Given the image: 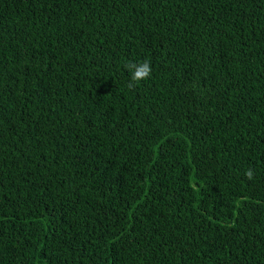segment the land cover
<instances>
[{
    "label": "trees",
    "instance_id": "obj_1",
    "mask_svg": "<svg viewBox=\"0 0 264 264\" xmlns=\"http://www.w3.org/2000/svg\"><path fill=\"white\" fill-rule=\"evenodd\" d=\"M0 264H264V0H0Z\"/></svg>",
    "mask_w": 264,
    "mask_h": 264
},
{
    "label": "clouds",
    "instance_id": "obj_2",
    "mask_svg": "<svg viewBox=\"0 0 264 264\" xmlns=\"http://www.w3.org/2000/svg\"><path fill=\"white\" fill-rule=\"evenodd\" d=\"M129 67L132 70V80L135 82L149 78L152 72L150 62L147 60L139 64H132ZM129 87H132V85L129 84ZM246 175L250 179L252 177L251 171H248Z\"/></svg>",
    "mask_w": 264,
    "mask_h": 264
}]
</instances>
